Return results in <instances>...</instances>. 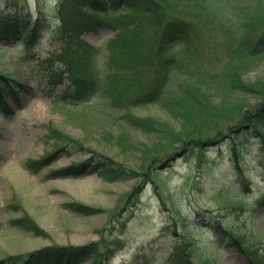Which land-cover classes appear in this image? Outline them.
Segmentation results:
<instances>
[{
    "label": "rangeland",
    "instance_id": "1",
    "mask_svg": "<svg viewBox=\"0 0 264 264\" xmlns=\"http://www.w3.org/2000/svg\"><path fill=\"white\" fill-rule=\"evenodd\" d=\"M59 3L60 0H0V15L18 13L36 18L42 14L57 25L55 18H60L58 15L63 10L57 9ZM117 31V27L101 25L95 31H83L79 38L101 46ZM22 32L12 43L0 40V73L23 85L16 88L17 95L10 99L12 113L0 112V259L50 246L75 247L115 239L111 264H168L166 259L174 247L185 246L186 239L179 235L185 222L189 227L185 233L191 235L186 238L195 241L192 243L196 252L194 264L198 262V254L214 258L217 253L218 264H246L244 254L221 244L209 245L216 239L214 232L208 224L202 226L196 219H203V223L220 219L242 239L260 233L264 236V207L258 206L264 194V169L254 152H247L246 159L240 160L243 167L240 172L233 157V138L221 146L208 148L203 155L200 152L183 155L181 151L168 166L157 170L155 180L149 183L156 171L150 165L155 166L159 161L164 164L169 158L156 160L158 153L153 155L152 151L150 165H144L140 151L152 148L154 134L146 137L115 123V115L106 114L101 104L71 105L69 99L61 98L64 91L67 93L69 80L59 75L63 69L70 73V69L67 63L48 58L57 45H64L73 68L82 52L78 43L69 42L64 35L56 45L50 44L48 38H37L32 40L33 47H29L24 37L30 32L26 28ZM52 33L61 34L56 26L50 29ZM247 76L250 80L264 78V62ZM139 113L167 118L160 110L141 108ZM163 127L169 137L159 141L158 146L165 156L178 144L173 142V127L169 124ZM54 128L82 141L86 148L125 162L141 175L125 177L109 173L107 177L97 169L72 179L62 178L57 173L60 168L85 158L87 153L71 146L68 152L72 154L62 151L52 162H42L46 156L55 155L60 145ZM121 131L128 134L130 142L121 140L118 136ZM253 140L250 138L249 142L254 143ZM233 183L244 197L241 202H233L235 191L230 188ZM136 187L138 192L132 198ZM75 203L93 211H78L73 206ZM196 211L202 215L194 219L192 214ZM171 214L179 220L178 229ZM33 224L36 229L31 227Z\"/></svg>",
    "mask_w": 264,
    "mask_h": 264
},
{
    "label": "trees",
    "instance_id": "2",
    "mask_svg": "<svg viewBox=\"0 0 264 264\" xmlns=\"http://www.w3.org/2000/svg\"><path fill=\"white\" fill-rule=\"evenodd\" d=\"M56 7L63 9L58 15L60 18H55L57 25L42 14L37 18L18 13L0 15V40L14 42L26 28L30 32L24 37L27 44L39 36L48 38L50 44L59 43L64 35L69 42H77L82 52L73 68L64 45L56 47L48 58L67 63L70 69V73L66 74L67 70L63 69L59 75L69 80L67 93L64 91L61 98L69 99L71 105L81 101L101 104L106 114L115 115V123L124 124L146 137L154 134L155 139L150 142L152 148L140 151L144 165H150L152 151L153 155L158 153L156 160L169 158L163 160L164 164L159 161L155 166L150 165L152 171H156L149 182L155 180L157 170L168 166L181 151L183 155L192 152L203 155L208 148L221 146L229 138L235 140L232 151L240 172H243L240 160L246 159L247 152H254L259 166L264 169V78L250 80L247 76L264 62V0H60ZM101 25L118 28L106 45L93 46L79 38L83 31H95ZM54 26L61 34H50ZM0 78V110L10 114L8 99L16 95V88H21L22 84L1 73ZM141 108L160 110L167 118L141 115ZM167 124L173 127V142L178 145L163 156L158 142L169 137L163 127ZM53 130L59 135L56 139L61 140L60 145L55 155L46 156L42 162L51 161L62 151H70L71 146L87 153L85 158L59 173L71 176L100 169L107 177L109 173L125 177L141 175L125 162L86 148L82 141L57 128ZM49 136H53L52 131ZM118 136L130 142L127 133L121 131ZM250 138L255 139L254 143L249 142ZM156 183L163 184L158 180ZM138 188L130 197L136 196ZM230 188L235 191L233 202L244 200L236 184H231ZM73 206L85 213L93 211L79 203ZM258 206L264 207V194ZM196 212L192 214L194 219L202 215ZM171 218L178 229L179 220L174 214ZM196 221H201L202 226L208 224L214 232L215 242L209 245L221 244L244 254L246 264H264L263 233L242 239L233 227L220 219H210L209 223L198 218ZM31 227L36 229L35 224ZM182 227L179 235L186 239L185 246L183 249L181 245L174 247L166 259L168 264H194L196 252L192 243L195 241L186 238L191 235L185 233L189 232L185 222ZM115 243V239H106L83 246H50L0 259V264H111ZM198 256L195 264L220 261L218 254L214 258Z\"/></svg>",
    "mask_w": 264,
    "mask_h": 264
}]
</instances>
